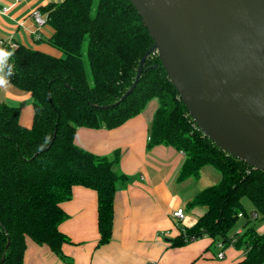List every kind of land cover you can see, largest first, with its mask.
Segmentation results:
<instances>
[{
    "label": "trees",
    "instance_id": "trees-1",
    "mask_svg": "<svg viewBox=\"0 0 264 264\" xmlns=\"http://www.w3.org/2000/svg\"><path fill=\"white\" fill-rule=\"evenodd\" d=\"M37 9L52 28L45 41L61 56L0 42V50L11 53L4 64L6 78L30 93L33 106L32 123L26 127L19 122L17 107L0 102V258L8 240L1 264H23L27 239L64 259L61 245L67 238L59 225L66 213L61 203L74 185L95 190L98 244L110 240L114 195L126 175L115 169L117 151L93 154L74 143V133L77 127L115 128L151 99L157 105L147 148L163 144L182 152L180 179L196 176L205 165L220 173L215 184L187 202V208L201 206L204 211L172 243L189 241V235L226 240L241 212L243 232L234 245L246 252L231 264H261L264 231L255 226L264 220V171L227 154L202 134L155 52L145 59L133 90L117 102L152 43L131 2L61 0ZM243 199L252 203L254 215L245 212Z\"/></svg>",
    "mask_w": 264,
    "mask_h": 264
},
{
    "label": "crops",
    "instance_id": "crops-1",
    "mask_svg": "<svg viewBox=\"0 0 264 264\" xmlns=\"http://www.w3.org/2000/svg\"><path fill=\"white\" fill-rule=\"evenodd\" d=\"M60 1L0 0V42L21 43L61 56L47 41L48 44L43 42L51 35L52 28L46 23L38 27L32 16V11L42 5ZM0 102L17 107L20 124L31 125L32 96L6 78L4 64L0 65ZM156 105V99L149 100L139 113L115 128L77 127L75 130L73 141L78 147L99 156L117 151L118 171L126 175L114 195L110 240L98 244L95 190L74 185L70 197L61 203L66 213L59 225L67 238L61 245L64 259L48 246L27 239L23 264H231L244 257L246 249L241 245H227L223 256L218 257L217 240L213 242L207 235L177 245L172 243L180 229L191 226L204 211L201 206L187 208V202L199 190L215 184L220 173L205 165L196 176L180 179L182 152L163 144L147 148ZM179 207L185 211L182 222L189 215L193 217L186 225L171 215ZM243 216L229 235L241 226ZM255 227L257 232H263L264 220Z\"/></svg>",
    "mask_w": 264,
    "mask_h": 264
},
{
    "label": "water",
    "instance_id": "water-1",
    "mask_svg": "<svg viewBox=\"0 0 264 264\" xmlns=\"http://www.w3.org/2000/svg\"><path fill=\"white\" fill-rule=\"evenodd\" d=\"M129 1L152 43L117 102L133 90L155 52L202 134L264 171V0Z\"/></svg>",
    "mask_w": 264,
    "mask_h": 264
},
{
    "label": "built area",
    "instance_id": "built-area-1",
    "mask_svg": "<svg viewBox=\"0 0 264 264\" xmlns=\"http://www.w3.org/2000/svg\"><path fill=\"white\" fill-rule=\"evenodd\" d=\"M32 16L34 21L36 22V25L38 27L42 26L45 23V16L43 14H41V12L38 9H35L32 11ZM11 46H15V43L10 44ZM171 215L178 219V221H181L184 219L185 217V211L183 208L179 207L174 209L171 212ZM254 215V214H253ZM243 216V214L241 212L238 213V217L241 218ZM183 230V229H182ZM243 232V227L242 225L239 226L234 233L230 234L228 236V239L226 240H217L216 241V247L218 249L217 251V256L218 257H222L223 256V249L227 246V245H234L237 241V237L238 235H240ZM198 237H196L195 235H189L187 237H185V240H194Z\"/></svg>",
    "mask_w": 264,
    "mask_h": 264
},
{
    "label": "rangeland",
    "instance_id": "rangeland-1",
    "mask_svg": "<svg viewBox=\"0 0 264 264\" xmlns=\"http://www.w3.org/2000/svg\"><path fill=\"white\" fill-rule=\"evenodd\" d=\"M41 42V41H40ZM44 43L48 44L46 41H43ZM51 46V45H50ZM52 47V46H51ZM53 48V47H52ZM56 49V48H55ZM59 51V50H58ZM60 52V51H59ZM61 53V52H60ZM115 169H118V165L115 167ZM243 207L245 212L249 215H251L252 211L254 210V207L252 203L248 199H243ZM188 216V215H187ZM191 215L188 216L183 222L182 220L180 221L181 225H186L187 223L191 222L193 219ZM240 221V220H239ZM238 221V222H239Z\"/></svg>",
    "mask_w": 264,
    "mask_h": 264
},
{
    "label": "clouds",
    "instance_id": "clouds-1",
    "mask_svg": "<svg viewBox=\"0 0 264 264\" xmlns=\"http://www.w3.org/2000/svg\"><path fill=\"white\" fill-rule=\"evenodd\" d=\"M11 53L8 51L0 50V65L6 63L7 57L10 56Z\"/></svg>",
    "mask_w": 264,
    "mask_h": 264
}]
</instances>
